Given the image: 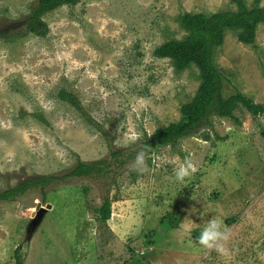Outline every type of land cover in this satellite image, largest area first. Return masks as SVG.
I'll list each match as a JSON object with an SVG mask.
<instances>
[{
	"label": "rangeland",
	"instance_id": "rangeland-1",
	"mask_svg": "<svg viewBox=\"0 0 264 264\" xmlns=\"http://www.w3.org/2000/svg\"><path fill=\"white\" fill-rule=\"evenodd\" d=\"M36 3L0 0V190L79 160L104 159L110 172L0 201V264H15L16 247L23 264H264V112L211 115V127L143 152L135 165L143 141L180 119L201 82L195 64L178 71L154 50L187 36L181 14L235 11L234 1L77 0L30 32ZM214 61L224 96L264 104V23L253 43L225 30ZM184 162L195 171L176 181ZM107 191L110 217L101 221ZM213 219L228 233L224 251L198 243Z\"/></svg>",
	"mask_w": 264,
	"mask_h": 264
},
{
	"label": "trees",
	"instance_id": "trees-1",
	"mask_svg": "<svg viewBox=\"0 0 264 264\" xmlns=\"http://www.w3.org/2000/svg\"><path fill=\"white\" fill-rule=\"evenodd\" d=\"M77 0H37L27 18V28L36 32V21L40 17L63 4H73ZM237 8L233 10L217 11L213 13H183L178 17L181 27L188 32L184 39H171L156 47L154 55L158 58H169L173 67L180 71L190 64H195L200 72V84L188 103L180 108V119L166 127L158 128L143 141L141 151H149L154 147L171 144L178 139L196 132L201 127H211V115L232 117L238 106L244 107L253 115L264 112V104L254 103L241 93L224 96L221 92V75L214 61V51L222 40L225 30L236 32L237 39L242 43H253L256 28L264 23V5L259 6L258 0L247 7L244 0H232ZM61 99L68 97L63 90L58 93ZM69 97L72 98L71 95ZM74 98V97H73ZM70 103L74 104L73 101ZM119 152L112 151L111 155L119 156ZM133 155H129L131 158ZM128 159V158H126ZM125 159L118 161L122 166ZM104 159L93 162L77 161L76 165L61 175H36L13 186L0 190V201H14L31 190H39L44 197L45 189L52 185L58 186L69 183L80 177L99 178L110 171ZM111 198L108 191L102 195L101 203L96 212L101 221L110 217ZM19 248L14 250L15 264H23L19 255Z\"/></svg>",
	"mask_w": 264,
	"mask_h": 264
},
{
	"label": "clouds",
	"instance_id": "clouds-1",
	"mask_svg": "<svg viewBox=\"0 0 264 264\" xmlns=\"http://www.w3.org/2000/svg\"><path fill=\"white\" fill-rule=\"evenodd\" d=\"M144 153L143 151L139 152L135 157V165L143 166L144 165ZM143 170V167L140 168ZM195 171L194 166L190 162H184L177 166L175 169V180L183 181L185 177H188L191 173ZM185 232L190 234L191 229L185 228ZM228 239V233L226 230L222 229V221L213 219L201 230L198 243L205 248H216L218 251H224L220 246L219 241H224Z\"/></svg>",
	"mask_w": 264,
	"mask_h": 264
},
{
	"label": "water",
	"instance_id": "water-1",
	"mask_svg": "<svg viewBox=\"0 0 264 264\" xmlns=\"http://www.w3.org/2000/svg\"><path fill=\"white\" fill-rule=\"evenodd\" d=\"M41 206V202H38L37 203V205H36V208H37V210H38V212H37V216H36V219L38 220V218H39V216L41 215V213H42V211H44V209L45 208H42V207H40ZM40 209V210H39ZM36 220V221H37ZM34 223H36V222H34ZM35 225V224H34Z\"/></svg>",
	"mask_w": 264,
	"mask_h": 264
},
{
	"label": "bare ground",
	"instance_id": "bare-ground-1",
	"mask_svg": "<svg viewBox=\"0 0 264 264\" xmlns=\"http://www.w3.org/2000/svg\"><path fill=\"white\" fill-rule=\"evenodd\" d=\"M50 206V204H46V207L48 208Z\"/></svg>",
	"mask_w": 264,
	"mask_h": 264
}]
</instances>
